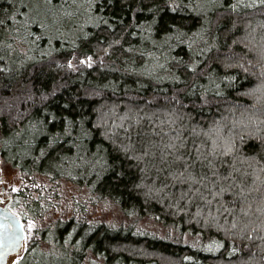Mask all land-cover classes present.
I'll list each match as a JSON object with an SVG mask.
<instances>
[{
  "label": "trees",
  "instance_id": "1",
  "mask_svg": "<svg viewBox=\"0 0 264 264\" xmlns=\"http://www.w3.org/2000/svg\"><path fill=\"white\" fill-rule=\"evenodd\" d=\"M251 3L0 0V166L21 182L9 208L36 225L19 264H264V7ZM162 143L182 159L161 161ZM199 154L188 191L173 173ZM66 185L86 202L69 215ZM240 186L249 215L218 213ZM100 203L128 224L92 221Z\"/></svg>",
  "mask_w": 264,
  "mask_h": 264
},
{
  "label": "rangeland",
  "instance_id": "2",
  "mask_svg": "<svg viewBox=\"0 0 264 264\" xmlns=\"http://www.w3.org/2000/svg\"><path fill=\"white\" fill-rule=\"evenodd\" d=\"M84 61L87 63V65H93L95 63L92 58L90 60L84 59ZM71 65L74 66L73 62H71ZM20 184L21 182L19 181L15 170L10 169L9 167L2 169V167L0 166V204L1 205L6 203V201L9 199L8 193L10 191H14V189L16 191L20 187ZM62 195H63V204H61L60 208H63V211H67L68 215L72 214V212L76 209L75 203H79V202L86 203L84 199V192L74 189V187H72L71 185L64 186ZM86 208L90 215V218L94 222H102L111 227H119L122 224L124 225L128 224V222H126L123 216L121 215L118 208L114 205H111L108 203H104V204L100 203V204L92 205V206L87 205ZM58 215H59V212L58 213L56 212L53 215V219H55ZM44 221L46 223L47 221H49L47 218V215L45 216ZM29 223L33 224V222H29ZM22 225L24 229L28 228V225H24V223H22ZM41 226L42 225H40V227ZM34 227H36V225L33 226L31 231H29L30 233L32 232ZM136 229L140 230L141 232H149V233L157 234L161 238L165 237L171 240H173L172 237L178 236L177 233L175 234V231L173 229L164 228L161 225L156 224L151 220L141 221L138 224ZM30 235L31 234H29L28 236ZM26 238H27V235L25 232V239L23 242V247H22L21 252L18 255L9 257L7 264H14V261H17L19 259L22 252L24 251ZM181 240L183 243H189L193 245H195L194 244L195 241H199V240H196L195 238H190L187 234H184Z\"/></svg>",
  "mask_w": 264,
  "mask_h": 264
},
{
  "label": "snow or ice",
  "instance_id": "3",
  "mask_svg": "<svg viewBox=\"0 0 264 264\" xmlns=\"http://www.w3.org/2000/svg\"><path fill=\"white\" fill-rule=\"evenodd\" d=\"M240 3H243V0H239ZM47 3H51V0H47ZM256 5V0H252V3L247 5L248 8H251L253 6ZM259 6L264 7V0H259ZM91 58L89 57V60ZM81 63H84V61H81ZM69 67H71V65H69ZM264 91V85L256 88L254 90V92L252 93L253 95H255V93L257 92H262ZM261 123H264V120L261 121ZM234 147V145L229 144L226 148H224L222 150V154L227 155L232 151V148ZM160 155H159V159L161 161H163L164 163H169L170 161L167 159L168 156H171L173 160L176 159H182V157L178 158L175 155H173L175 149L177 148V145L175 144H164L162 143L160 146ZM215 148H216V142L213 141V151H212V155L215 156ZM150 149L149 151H145L144 155L147 156L149 155ZM153 156H155V153H152ZM199 160L200 163H203V157L202 154H199L198 158L196 159H190V160H185L184 161V171H177L175 173H173V178L174 179H180L184 182H187L189 185L188 191H192V186L200 183V180H197L196 176L192 173L189 172L188 169L189 168H194L195 164L197 163V161ZM74 163V162H73ZM185 173H187V175H185ZM206 176V174H204ZM232 185H229L227 188L224 186H221L219 188V190H215L213 189H209V191L212 193V199L209 200L207 199V197H205V200L207 201L208 204L212 203V200L216 199V197L218 196H222L226 191H228L229 188H232ZM15 191V189H14ZM197 192H199V189H196ZM234 196L238 198V203L235 205V207H218L216 209V211L218 213H220L221 215H232L234 213L237 212V210H239V215L240 216H244L247 217L249 215V213L252 211V206L250 203L247 202V196H246V188L244 186H240L239 192H234ZM258 211H264V209H258ZM33 224L29 223L28 225V229L29 231H31V229L33 228ZM232 228H236L237 227V221L236 219L233 220L232 224H231ZM22 228L20 229H16L15 228V222H10L8 223L3 232H0V248H3L6 244V242H10L9 246L13 248H15V245L18 244L19 239H20V233L22 232ZM253 231H255L253 229ZM249 239H253V236H249ZM249 255H252V253H249ZM0 259H2V255H0ZM14 264H19V260L14 261Z\"/></svg>",
  "mask_w": 264,
  "mask_h": 264
},
{
  "label": "water",
  "instance_id": "4",
  "mask_svg": "<svg viewBox=\"0 0 264 264\" xmlns=\"http://www.w3.org/2000/svg\"><path fill=\"white\" fill-rule=\"evenodd\" d=\"M15 222V228L18 230L22 228V232L20 233V239L18 244L15 245L13 250L12 247L9 246L10 242H6L3 248H0V255H2V259H0V264H7L8 258L14 255H18L23 247V242L25 239V231L20 221L19 217L11 211L9 208V199L3 205L0 204V232L4 231L5 226L10 223Z\"/></svg>",
  "mask_w": 264,
  "mask_h": 264
}]
</instances>
